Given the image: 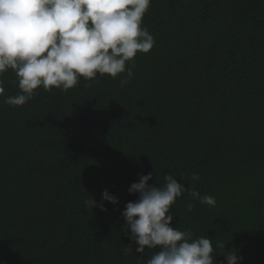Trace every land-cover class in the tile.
<instances>
[{"label": "trees", "instance_id": "trees-1", "mask_svg": "<svg viewBox=\"0 0 264 264\" xmlns=\"http://www.w3.org/2000/svg\"><path fill=\"white\" fill-rule=\"evenodd\" d=\"M142 27L153 48L116 79L13 107L16 75L0 77V264H147L159 249L136 253L122 212L150 172L215 198L170 208L172 227L212 239L214 264L234 249L264 264V0H151ZM105 190L117 205L85 204Z\"/></svg>", "mask_w": 264, "mask_h": 264}, {"label": "clouds", "instance_id": "clouds-1", "mask_svg": "<svg viewBox=\"0 0 264 264\" xmlns=\"http://www.w3.org/2000/svg\"><path fill=\"white\" fill-rule=\"evenodd\" d=\"M150 3L151 0H0V77L12 70L20 89L5 103L20 107L40 87L45 91H68L77 86L80 78L92 81L97 74L116 79L138 53L146 54L153 48L154 37L142 27ZM132 77V68L127 67V78L121 80V86ZM4 93V81L0 79V96ZM153 175H141L138 183L131 184L129 194H138V199L127 203L122 212L124 233L130 232L135 252L159 249L147 264H214L218 256L213 255L212 239L194 238L191 231L172 227L170 208L186 191L209 207H215V198L186 188L177 182L176 174L165 175L162 187L149 185ZM191 179L198 181L200 177L193 173ZM104 201L119 203L105 190L99 205L92 197L85 204L107 211ZM186 207L192 211L191 203ZM216 246L225 249L223 242ZM124 251H133L132 246ZM238 252L225 251V264H242L244 257Z\"/></svg>", "mask_w": 264, "mask_h": 264}]
</instances>
